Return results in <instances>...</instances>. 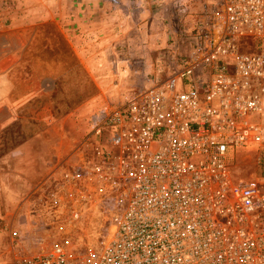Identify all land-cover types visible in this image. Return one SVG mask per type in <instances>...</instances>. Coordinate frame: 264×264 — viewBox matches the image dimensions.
<instances>
[{
  "label": "built area",
  "instance_id": "1",
  "mask_svg": "<svg viewBox=\"0 0 264 264\" xmlns=\"http://www.w3.org/2000/svg\"><path fill=\"white\" fill-rule=\"evenodd\" d=\"M185 5V52L94 110L57 164L60 190L109 213L96 250L55 243L17 264H264V188L232 171L240 153L264 160V0Z\"/></svg>",
  "mask_w": 264,
  "mask_h": 264
},
{
  "label": "rangeland",
  "instance_id": "2",
  "mask_svg": "<svg viewBox=\"0 0 264 264\" xmlns=\"http://www.w3.org/2000/svg\"><path fill=\"white\" fill-rule=\"evenodd\" d=\"M72 4L0 0V264L63 242L74 256H85L96 250L110 218L105 205L99 215L94 206L78 204L82 188H59L56 166L73 159L89 115L118 101L99 95L61 31ZM232 171L236 180L264 188L258 154L240 153Z\"/></svg>",
  "mask_w": 264,
  "mask_h": 264
},
{
  "label": "crops",
  "instance_id": "3",
  "mask_svg": "<svg viewBox=\"0 0 264 264\" xmlns=\"http://www.w3.org/2000/svg\"><path fill=\"white\" fill-rule=\"evenodd\" d=\"M72 1L71 10L62 14L67 21L59 26L99 95L118 99L147 87L157 63L174 60L186 48L182 36L192 28V19L185 0Z\"/></svg>",
  "mask_w": 264,
  "mask_h": 264
},
{
  "label": "trees",
  "instance_id": "4",
  "mask_svg": "<svg viewBox=\"0 0 264 264\" xmlns=\"http://www.w3.org/2000/svg\"><path fill=\"white\" fill-rule=\"evenodd\" d=\"M90 87H91V94H93L94 93V88H93V86L92 85H90Z\"/></svg>",
  "mask_w": 264,
  "mask_h": 264
}]
</instances>
